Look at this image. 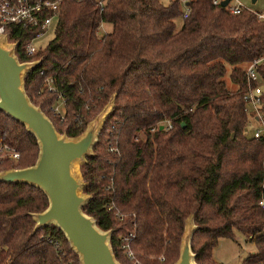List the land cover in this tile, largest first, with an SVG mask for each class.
<instances>
[{
	"label": "trees",
	"instance_id": "trees-1",
	"mask_svg": "<svg viewBox=\"0 0 264 264\" xmlns=\"http://www.w3.org/2000/svg\"><path fill=\"white\" fill-rule=\"evenodd\" d=\"M186 3L181 19L178 0H105L101 9L94 0H61L53 38L31 55L22 47L38 28L4 31L19 61L40 59L23 88L58 133L79 134L115 93L80 172L90 195L82 211L101 230L111 229L119 263L131 264L118 246L127 232L140 264L172 263L191 214L196 264H217L212 249L235 235L253 246L240 264H263L264 136L246 132L240 91L243 65L264 55V20L247 9L230 14L211 0ZM101 24L110 29L98 35ZM257 72L264 82V66ZM47 78L54 91L42 88ZM56 96L63 100L61 119L49 110ZM163 120L167 130L158 128ZM0 137L20 155L15 164L1 160L0 170L33 163L34 137L2 111ZM108 142L117 153L106 150ZM109 203L121 220L105 210ZM45 206L39 189L0 182V264H78L56 227L32 232L29 213Z\"/></svg>",
	"mask_w": 264,
	"mask_h": 264
},
{
	"label": "water",
	"instance_id": "water-1",
	"mask_svg": "<svg viewBox=\"0 0 264 264\" xmlns=\"http://www.w3.org/2000/svg\"><path fill=\"white\" fill-rule=\"evenodd\" d=\"M226 3L227 0H222L219 5L224 7ZM15 47V42L0 34V111L19 122L34 137L37 153L33 163L26 167L0 170V182L24 183L45 195L44 209L29 213L32 232L48 225L56 227L78 264H121L109 245L111 229L101 230L94 219L82 211L90 195L82 191L85 183L79 171L86 158L93 156L92 147L111 111L115 93L79 134L58 133L40 108L29 101L23 88L24 75L37 66L40 59L19 61ZM195 229L189 214L183 220L178 255L170 264H196L195 254L190 249V237Z\"/></svg>",
	"mask_w": 264,
	"mask_h": 264
},
{
	"label": "built area",
	"instance_id": "built-area-1",
	"mask_svg": "<svg viewBox=\"0 0 264 264\" xmlns=\"http://www.w3.org/2000/svg\"><path fill=\"white\" fill-rule=\"evenodd\" d=\"M104 1L105 0H94L98 9H101ZM178 1L181 6L180 18L183 19L188 13L187 0ZM220 1L222 0H211V4L219 5ZM60 2L61 0H0V34H5L7 36L4 31L6 25H15L21 28H38L34 37L24 42L22 47L26 55H31L36 50L32 45V40L42 34L52 18H57V10ZM224 8H226L230 14H238L246 9L237 1L231 2L230 0H227ZM253 13L257 19L264 20V11ZM99 29L100 26L98 27V31ZM261 66H264V55L245 63L242 68L243 85L240 93L245 105L246 132L253 138L264 136V92L259 85V81L261 80L257 72V68ZM42 88L47 91H54L52 80L50 78L45 79ZM56 98L58 99L57 103L53 104L49 110L55 115H58L59 119H61L63 100L59 96H56ZM115 123L116 121H113L110 124L108 134H111ZM159 126L160 129L163 130L170 128L168 120H163V122L159 123L158 127ZM152 130L153 128L150 129V131ZM106 150L110 153H117L116 147L110 142H108ZM19 158V153L11 147L5 139L0 137V161L8 160L15 164ZM258 205L264 208L263 198L258 201ZM112 209H114L113 203H109L105 207L107 212ZM113 216L117 220H121L123 217L122 213L117 209L113 210ZM132 238L133 233L127 232L119 239L118 246L123 256L130 261L131 264H140L129 245ZM158 260H162V257L160 256Z\"/></svg>",
	"mask_w": 264,
	"mask_h": 264
},
{
	"label": "rangeland",
	"instance_id": "rangeland-1",
	"mask_svg": "<svg viewBox=\"0 0 264 264\" xmlns=\"http://www.w3.org/2000/svg\"><path fill=\"white\" fill-rule=\"evenodd\" d=\"M231 2L237 1L246 9L252 12H263L264 11V0H254L253 3L250 0H230ZM57 18H52L49 21L46 29L42 34L32 40V45L35 49L41 50L45 45L53 38L54 30L56 27ZM106 29H110V26L106 25ZM106 31H99L103 33ZM227 76L223 79L226 81ZM229 89H235V87L226 82ZM261 89L264 91V82L259 81ZM80 171V166H79ZM81 173V172H80ZM189 215V214H188ZM253 252V246L250 242L243 239L240 235H235L234 239L220 238L217 245L211 251V257L217 264H240L242 260L250 253ZM264 264V263H263Z\"/></svg>",
	"mask_w": 264,
	"mask_h": 264
},
{
	"label": "crops",
	"instance_id": "crops-1",
	"mask_svg": "<svg viewBox=\"0 0 264 264\" xmlns=\"http://www.w3.org/2000/svg\"><path fill=\"white\" fill-rule=\"evenodd\" d=\"M100 30H101V31L104 30V31H106V32L108 31V29H106V25H105V24H101V25H100V29H99V31H100ZM99 31H98V35H101V33H99ZM103 33H105V32H103ZM103 33H102V34H103Z\"/></svg>",
	"mask_w": 264,
	"mask_h": 264
}]
</instances>
